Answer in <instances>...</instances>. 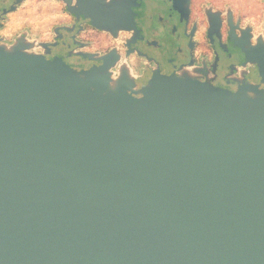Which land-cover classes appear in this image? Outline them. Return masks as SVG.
I'll use <instances>...</instances> for the list:
<instances>
[{"label":"water","instance_id":"water-1","mask_svg":"<svg viewBox=\"0 0 264 264\" xmlns=\"http://www.w3.org/2000/svg\"><path fill=\"white\" fill-rule=\"evenodd\" d=\"M61 1L135 28L138 0ZM56 47L0 40V264H264V91L138 85Z\"/></svg>","mask_w":264,"mask_h":264},{"label":"flooded vegetation","instance_id":"flooded-vegetation-1","mask_svg":"<svg viewBox=\"0 0 264 264\" xmlns=\"http://www.w3.org/2000/svg\"><path fill=\"white\" fill-rule=\"evenodd\" d=\"M30 0H0V40L13 44L19 37L35 38L27 27L14 23ZM59 1V0H58ZM135 28L118 37L98 30L84 16L70 14L62 7L63 21L58 34L53 30L50 60L62 58L78 71L104 65L102 58L114 57L112 72L128 68L142 85L155 76L177 77L211 91L240 92L249 86L264 91V15L252 21L242 13L191 0L189 14L178 7L184 0H138ZM76 4V0L73 1ZM16 7L15 12L10 10ZM56 37H59L56 40ZM43 49L39 50L42 53Z\"/></svg>","mask_w":264,"mask_h":264},{"label":"rangeland","instance_id":"rangeland-1","mask_svg":"<svg viewBox=\"0 0 264 264\" xmlns=\"http://www.w3.org/2000/svg\"><path fill=\"white\" fill-rule=\"evenodd\" d=\"M202 4L215 8L235 10L247 16L249 20L264 15V0H200ZM66 6L61 0H30L15 15L12 16L17 28L27 27L39 43L52 42L53 30L64 20L61 17L62 7ZM67 8V7H66ZM40 49L37 50L39 52ZM42 50V49H41Z\"/></svg>","mask_w":264,"mask_h":264}]
</instances>
